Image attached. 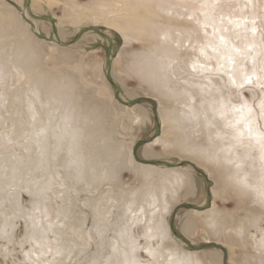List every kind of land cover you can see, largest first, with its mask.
Segmentation results:
<instances>
[{
	"label": "rangeland",
	"instance_id": "obj_1",
	"mask_svg": "<svg viewBox=\"0 0 264 264\" xmlns=\"http://www.w3.org/2000/svg\"><path fill=\"white\" fill-rule=\"evenodd\" d=\"M0 264H264V0H0Z\"/></svg>",
	"mask_w": 264,
	"mask_h": 264
},
{
	"label": "bare ground",
	"instance_id": "obj_2",
	"mask_svg": "<svg viewBox=\"0 0 264 264\" xmlns=\"http://www.w3.org/2000/svg\"><path fill=\"white\" fill-rule=\"evenodd\" d=\"M148 115V121H146V119H144L143 120V123H145L146 125L148 124H150L151 122H150V119H151V117H150V115L149 114H147ZM192 185L194 186V190H195V188L197 189V191L198 192H200L201 191V184H200V181L198 180V178L197 177H195L194 175H192ZM181 224V232H182V234L184 235V236H189V234H190V231H191V225H190V223L189 222H185V221H179Z\"/></svg>",
	"mask_w": 264,
	"mask_h": 264
}]
</instances>
